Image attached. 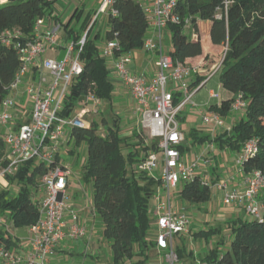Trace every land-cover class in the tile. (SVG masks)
Returning a JSON list of instances; mask_svg holds the SVG:
<instances>
[{"label": "trees", "instance_id": "trees-1", "mask_svg": "<svg viewBox=\"0 0 264 264\" xmlns=\"http://www.w3.org/2000/svg\"><path fill=\"white\" fill-rule=\"evenodd\" d=\"M55 1L0 0V102L10 96L9 87L21 65L17 44L33 39L36 22L53 16ZM110 10L116 15L108 16L103 40L105 43H117L114 56L143 49L149 23L139 1L114 0ZM81 11L76 9L65 25L74 43L79 42L84 33L87 34L80 53L82 73L72 83L70 93L58 112L59 117L64 119H71L72 112L77 105L84 103L88 93L101 101H111L114 90L105 59L96 43L100 34L91 35L94 27L92 24L89 28L91 16H86L80 31L69 27ZM175 13L181 22L165 26L171 38L168 55L175 64H184L187 59L202 54L200 40H192L199 21L211 23L210 40L213 45L226 46L217 74L221 89L233 96L210 105L208 111L226 119L236 98L240 97L245 103L244 117L232 124L230 132L224 131L210 139L209 135L202 136L195 130L191 132L193 140H209L218 150L228 149L239 154L247 143L253 142L255 149L242 160L240 171L244 175L258 171L264 177V0H183L177 3ZM186 20L188 24H185ZM184 29L188 33H184ZM7 32L12 35L19 32L21 36H11L9 43H5ZM180 99L181 94L175 93L174 103L177 104ZM102 123L107 126L103 135L99 134L95 121L70 129L68 143L86 145L81 176L91 185L93 211L100 219L102 238L111 249V258L103 264H150L149 250L156 249L155 240H147L154 193L149 183L140 185L139 179H149V176L136 167L150 151H158V143L156 140L142 141L136 131L132 136L121 138L118 119L109 124L103 118ZM179 150L182 153L181 146ZM6 162L0 134V168ZM47 171L42 163L31 160L22 164L13 177L7 178L8 184L15 183L18 190L14 196L6 190L0 192V215L6 217L13 228H28L37 222L39 200L32 199V195L36 194L40 179ZM178 194L180 200L198 207L210 201L211 188L194 174ZM260 203L263 209L259 218H245V210L239 208L242 214L227 219L217 227L193 233L194 240L201 239L209 244L207 252L196 260L193 251L187 252L184 245L176 246L178 262L264 264V200ZM223 225L229 231L230 244L225 246L226 238H218L215 244L210 245V239L222 233ZM15 246L17 242L0 230V247L9 250Z\"/></svg>", "mask_w": 264, "mask_h": 264}, {"label": "built area", "instance_id": "built-area-1", "mask_svg": "<svg viewBox=\"0 0 264 264\" xmlns=\"http://www.w3.org/2000/svg\"><path fill=\"white\" fill-rule=\"evenodd\" d=\"M113 1L102 0L89 28L95 24L96 17L101 14L107 17L110 14L116 15L115 11L110 10ZM180 1L183 0H146L147 5L143 6L149 29L152 31L151 35L146 37L143 48L155 51L159 55L156 63L157 71L152 80L147 81L144 75L129 73L127 65L131 61V55L127 53L115 57L113 52L117 47L115 41L106 42L100 51L105 60H113L112 71L129 90L136 104V113L140 116L142 132L146 133L148 141L156 140L158 143V151H150L136 168L146 175L161 168L159 182L164 187L167 204L159 196H155L156 205L152 214L155 218L153 223L157 228L156 251L163 255L162 264H178L173 245L174 238L189 233V220L171 208L170 191L177 189L180 184L183 186L189 182L196 168V163L188 166L181 161L179 147L184 142V136L180 132L177 117L182 109L190 104L193 93L189 92L187 79L196 74L197 70L186 66L185 63L175 64L162 49V29L167 23L181 22V18L175 13L176 5ZM42 24V19L36 22L31 41L17 44L21 65L9 87L10 96L0 102V128H4L1 136L7 161L5 166L0 168V181L13 177L22 164L35 160L48 170L41 177L37 190L43 192L44 196L39 201L37 222L28 227L30 234L27 243L28 256L23 262L22 258L13 252L0 247V264L22 262L50 264L49 260L56 246L66 241L80 240L85 236V230L79 224V217L69 204L70 196L67 194V188L71 171L57 163V156L64 140L65 130L83 127L84 119L99 110L101 100L88 93L75 118L59 117L58 112L62 108L63 100L70 93L72 83L83 70L80 53L87 32L79 42H72L66 47L61 59L42 58L46 49L55 44L53 30H47L40 37H36L38 28ZM185 24H188V20ZM6 36L5 43H9L11 36L17 38L21 35L19 32L13 35L7 32ZM221 61L212 67L207 81L217 74ZM44 71L48 72L52 82L47 83ZM29 74L33 76V80L31 79L23 87V80ZM169 82L172 84L171 87H168ZM175 93L181 94L177 104L173 100ZM24 96L31 104L30 116L27 121L17 124L13 110L16 103ZM210 97L217 99L219 95L210 92ZM244 108L245 103L238 97L231 105V112L241 111ZM202 122L212 125V134L224 126V119L212 112L204 114ZM254 149V143L249 142L238 155L236 166L239 172H241L242 160ZM205 184L209 185L208 182ZM213 189L221 195L224 206L235 205L244 209L245 213L253 218L260 217L263 205L258 197L264 191V177L260 172L254 171L246 175L242 189L229 188L226 182L214 183ZM195 264L202 263L196 261Z\"/></svg>", "mask_w": 264, "mask_h": 264}, {"label": "rangeland", "instance_id": "rangeland-1", "mask_svg": "<svg viewBox=\"0 0 264 264\" xmlns=\"http://www.w3.org/2000/svg\"><path fill=\"white\" fill-rule=\"evenodd\" d=\"M90 1H98L101 2L102 0H90ZM82 2L81 0H57L53 4V15L58 16L59 19L62 20V23L67 25L69 18L72 14L73 7L75 5H80ZM97 8L94 13L91 14V19L93 22V19L96 16ZM89 12V6L84 7V9L79 13V17H74L72 21L70 22V28H74L75 31H80L82 23L85 21L86 16ZM96 21L94 24V27L92 29L91 35H94L95 33H99L100 37L98 40H96L97 45L101 44V40L105 37V32L107 30L106 26V15H99L96 17ZM167 31V29H165ZM184 33H188L187 29H184ZM64 34V29H62L59 32V35L61 36ZM203 41V40H202ZM60 45L64 46V41L62 38L59 39ZM66 47V46H65ZM171 48V38L170 33L164 32L163 33V53H169ZM226 46H224L223 49V55L225 52ZM220 61V60H219ZM218 61V62H219ZM217 62V63H218ZM105 66L107 70L112 69V65L109 61V59L105 60ZM129 66V64L127 65ZM219 77L218 75H214L212 77V81L206 86L201 88L202 84L204 83H197L194 86L189 88V92L193 93L190 104H187L182 111L178 114L177 122L179 125L180 132L184 136V142L181 144L182 147V153H181V161L187 165H191L193 163H196L198 167L196 166L195 170H198L200 172V165L201 160L204 157H207L208 160L213 161L216 164L215 170L212 172V169L210 167H205L204 165L201 166L202 168L205 167V170H207V174H201V178L203 181L209 183V187L211 188V199L207 204H203L200 206H192L186 203L185 201L180 200L179 198V190L182 188V185L180 184L177 189L170 191V205L173 211H176L177 213L185 216L189 220V233L185 235H178L174 238V249L176 246H185V249L187 252L193 251V255L196 259L198 257H202L208 250V245L205 244L204 240L196 239L194 240L192 237L193 233L202 231V230H208L211 227H217L220 224H223L227 219L231 218L233 212L236 210H240L235 205L230 206H224L221 202V195L217 194L215 189H213L214 183H224L226 182L229 185V188L234 187V182L232 177H243V173L239 172L238 167L236 166V160L238 158L239 153L232 152L228 149L225 150H218V149H211V143L209 140L204 141H194L193 136L191 135V132L195 130H200L203 134L202 136H210V139H214L211 137V129L213 128L212 125H206L202 122L203 114H206L204 112V108L207 107L210 104H219L221 100L225 97H229L230 95H226L228 91H225L221 89L219 85ZM172 84L170 82L168 83V87H171ZM201 88V89H200ZM119 88L114 86L113 90V96L111 101H103V111L99 112L97 114H90L86 119H84V123L86 125L90 124V121H95L98 124V132L100 135H103L104 130L106 129V125L102 123V119L105 118L109 124H111L112 121L118 119V130L119 135L121 138H125L128 136H132V133L134 131L139 132L141 135V140L144 142H147V136L146 133L142 132L140 125H139V118L140 116L136 113V109L134 111V114L132 113L133 103L129 100L128 104L130 103L128 108H124L123 106L117 104V101H114L115 95L117 93ZM212 90L215 93H219V98L209 100L207 95L209 91ZM197 92V95L194 96V94ZM184 98V96H183ZM25 100V99H24ZM27 103V102H26ZM136 105V104H135ZM204 105V106H203ZM30 107V106H29ZM80 109V106L77 105L75 110L71 114V119L75 118L78 111ZM111 111L115 113L116 115H112ZM24 113H26L28 116H30L29 110H26ZM230 112L229 116L224 119V126L222 129H225L226 126L232 125V118L233 115ZM27 116V117H28ZM113 119V120H112ZM235 121V120H234ZM220 129V128H218ZM4 131V128H0V134H2ZM135 142V140L133 141ZM149 142V141H148ZM201 159V160H200ZM86 160V145L81 144L79 146H75L72 142L70 144L63 142L60 145V152H59V159L57 160V163H60L61 165L67 167L71 171V176L68 180V188L67 192H91V185L88 182H85L82 179L81 176V170L82 166ZM212 163V162H211ZM212 172V173H211ZM149 179H139L140 185H145L146 183H149V187L154 193V196H159L163 202L167 204V197L164 191V187L161 185V183L158 181L161 176V168L154 170L152 174L148 175ZM7 181V180H5ZM214 181V182H213ZM8 182V181H7ZM4 190L9 192L10 196H14L17 193V185L9 184ZM0 188V192H1ZM43 194V192H36L35 196L32 195V199H35L36 196L39 197ZM209 209H206V208ZM245 218L250 217L248 214H243ZM150 219L152 220L150 228L147 232V240H155V237L157 235V228L154 221V216L152 213H150ZM4 224H6L7 229H10L9 232H5ZM0 230L4 231L5 234L9 233V235L18 238L21 245L25 246L29 242L30 234H28L27 228H13L11 223L7 221L4 216L0 215ZM229 231L225 229V226L223 225V231L220 234V236H216L215 238H226V244L225 246H228L230 244V240L228 237ZM101 241V257L96 264H103L107 260L111 258V249L109 244L100 238ZM210 244L214 243L213 239H210ZM149 256H150V264H162L163 262V255L158 254L156 249L149 250ZM67 260V259H66ZM51 263V261L49 260ZM196 262V261H194ZM65 264V263H63ZM178 264H183L179 263Z\"/></svg>", "mask_w": 264, "mask_h": 264}, {"label": "crops", "instance_id": "crops-1", "mask_svg": "<svg viewBox=\"0 0 264 264\" xmlns=\"http://www.w3.org/2000/svg\"><path fill=\"white\" fill-rule=\"evenodd\" d=\"M138 1L141 4L142 8H143V6L147 5L146 0H138ZM81 2L82 3L80 5L79 4L75 5L72 8L73 9L72 14L76 11V9L83 10L84 7L89 6L88 14L91 16V14L95 12L97 5H99L98 6V8H99L101 3H102V1L101 2H98V1L94 2V1H90V0H81ZM72 14H71V16H72ZM71 16H70V18H71ZM42 21H43V24L40 25L38 28V34L36 35L37 38L40 37L41 35H43V33H45L47 30H53L55 33V44L51 48L46 49L42 58L61 59L65 54L66 47L70 43L73 42L72 38H70L68 36V34L65 30V26L62 23V20L59 19L58 16L53 15L49 18L42 19ZM107 22H108V17L106 16V26H107ZM197 26H198L197 33L192 34V40L193 41H196L197 39L200 40L201 47H202V54L200 56L195 57V58L187 59L185 61V65L190 67V68H194L197 70L196 74L191 75L187 79V84L194 86L198 82H200V84L204 82L201 86V88H203V87H206L212 81V78L208 79V81H207L208 74L211 71L212 67L214 65H216L219 60L221 61V59L223 57L222 53H223V49H224L225 45H213L211 43V40H210L211 23L210 22L199 21L197 23ZM62 27L64 29V34H62L60 36L59 32L62 29ZM164 32L165 33L167 32L165 30V27L162 29V46H163V33ZM151 33H152V31L150 29H148L146 37L150 36ZM60 38L63 39V41L65 43L64 46L60 45V43H59ZM104 45H105V42L102 39L101 44L98 45L100 51L103 49ZM168 54L169 53H166V55H168ZM130 55H131V61L129 63V66H127L129 73L131 75H144L146 77L147 81L152 80L155 76L156 71H157L156 63H157L158 58H159L158 53L155 51H148V50L143 48L141 50L134 51V52L130 53ZM109 61H110L111 65L113 66V60L109 59ZM43 74L47 80V83L52 82V78L50 77L48 72L44 71ZM216 75H218V74H216ZM108 76H109L108 77L109 81L113 85V88H114V86L119 88V90L117 92V93H119V95L116 94L114 96L115 97L114 101H117L116 105L119 104V105L123 106L124 108H128L130 105V103L128 104V101L130 100L133 103L132 113L134 114V111L136 109V105H135L134 100L131 97L129 90L120 82L117 75L112 71V69L108 70ZM32 78H33V76L30 74L27 77H25V79L23 80L22 86L25 87V85L29 81H31ZM218 83L220 85V82H218ZM210 92H214V91L210 90L207 97L209 100H213V98L210 97ZM217 94L219 95V93H217ZM195 95H197V92L194 94V96ZM226 95H230V96L225 97L223 99H229L233 96L229 92L226 93ZM26 102H27V99H26V96H24L15 105L13 113H14V118H15L17 124L23 123L29 119V116L24 112L26 110H29V113H30L31 104L28 102L26 103ZM210 105H212V104H210ZM210 105H208L207 107L204 108V110H205L204 112H206V114L210 113L208 111V107ZM102 106H103V101H101V106L99 108V112L103 111ZM130 107H131V105H130ZM111 113H112V115H116L112 111H111ZM231 114L233 115L232 122L234 123L235 121L244 117V110L232 112ZM139 125H140V118H139ZM231 126L232 125H228L225 127V129H219L214 134H212L210 132L211 137L214 138L215 136L221 134L224 131L230 132ZM69 130L70 129L65 130L63 142L68 143V131ZM196 131L199 132L201 135L203 134L200 130H196ZM68 144H70V143H68ZM210 148L215 149V147L212 143H211ZM58 159H59V156H58ZM201 161H202L201 165L199 166L201 174H207L208 175V172H207V170H205V167H210L212 169V172L215 170L216 164L213 161L208 160L207 157H204ZM203 165L205 166L204 168L201 167ZM196 166L198 167V165H196ZM198 170H194V174L201 177L200 172ZM245 178H246V175H244V173H243V177H239V176L232 177L231 180L235 181L233 184L234 188L242 189ZM8 185L9 184L7 181H5V180L0 181V188L2 191ZM67 194L70 196L69 204L72 206V209L74 210L75 214L79 217V224L85 230V236L80 240L66 241V242L56 246L53 249V253H52L51 258H50V261H51L50 264H63V263H65V264H96V262H98L97 260H99V258L101 257V251H100L101 250V247H100L101 241H100V238H102V225H101L100 219L98 218V216L93 211L92 191L91 192H67ZM217 194L219 195L218 192H217ZM34 196H35V194H34ZM43 196H44L43 194L39 197L36 196L35 199L40 201L43 198ZM154 198L151 201L152 210L156 205ZM258 198L262 202L264 200V192H261L259 194ZM206 209H209V208L207 207ZM232 214H234V215H232V217H235L237 215L242 214V211L236 210ZM4 218H6V217H4ZM66 219H67V221H69L68 218H66ZM3 227L6 228L5 232H9L10 229H7L6 224H4ZM7 234L9 235V233H7ZM28 234H29V232H28ZM11 237H12V239H14L17 242V246H15L12 249H9V251L13 252L14 254H16L17 256L22 258V260L24 262L25 258L28 256L27 245L22 246L19 239H18L19 237L18 238H15L13 236H11ZM215 240H216V238L213 239V241H215ZM96 258H98V259H96ZM23 262L21 264H24ZM186 264H191V263H186Z\"/></svg>", "mask_w": 264, "mask_h": 264}]
</instances>
